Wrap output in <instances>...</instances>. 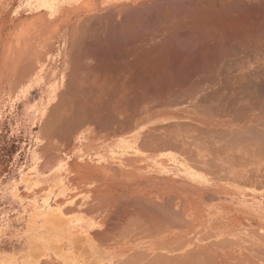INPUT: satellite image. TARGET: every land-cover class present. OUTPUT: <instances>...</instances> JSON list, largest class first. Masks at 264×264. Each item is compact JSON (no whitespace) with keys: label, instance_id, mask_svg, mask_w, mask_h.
<instances>
[{"label":"bare ground","instance_id":"bare-ground-1","mask_svg":"<svg viewBox=\"0 0 264 264\" xmlns=\"http://www.w3.org/2000/svg\"><path fill=\"white\" fill-rule=\"evenodd\" d=\"M14 1L0 0V50L5 51L7 56L28 49H66L75 53H71L72 57H76V54L79 55L81 52H83L81 55H84L85 51L90 53L88 52L89 49L86 48L88 45L85 42H92L90 38L93 36L96 38L97 34L100 37L101 35L105 37V33L108 32L105 30L109 29V24H114L113 26L116 24L118 27V24L123 23L125 29L122 30V28L121 30L125 31L123 33H125L126 37L127 35L129 36L121 44L122 47H120L119 41L126 37H122L118 42L115 41L119 43L118 47L121 49L116 48L117 50L111 52L105 48L104 51L109 52V55H106V51L104 52L105 55H101V53L98 55L100 50L96 46L99 47V45H96L95 42L96 46L93 45V49L96 48V51H99L94 54V57L86 58L88 55H85L86 59L84 57L80 59L77 56L76 58H79L77 60L83 62L81 64H77L76 59H73L74 64H71L72 61L70 60L71 62L65 65L66 68L69 66V84L67 83L66 89L60 94L58 102L53 105L50 112H48L49 105L36 106V122L41 124L37 141H40V139L43 141L45 138L52 140L54 138V141H61L63 147H65L64 152L61 154L52 156V153V155L48 154L49 156H45L48 158L46 159L48 166L53 169L48 170L45 174H40V176L45 177V180L48 181L55 179L49 195L56 191L53 194L62 196L70 194L74 196L72 199L82 197L94 200L93 197L100 196L111 199L113 202L110 203H115L118 205L117 209L121 210L122 215H118L122 216V218L123 214L130 212L124 211L128 207L129 209L130 206L134 207V211L138 207L136 210L144 218H138L140 223L137 222L134 226L139 223L138 228L140 227L141 229L139 228V230L141 231L143 226H146L147 230L148 227L155 226V229H157V226H163L157 231L164 233L165 230V239L171 237L168 231L172 232L174 228L179 229V231H189L196 226L197 228L198 226H208L212 227L214 231H218L217 233L219 234L222 232L220 229H223L221 228L222 224L224 225V222L220 219L221 215H231V213L238 212L248 215L247 217L252 216L257 209L255 201L264 197V11H260L259 15L257 14L259 16H257V21L252 16V21H248V18H246L248 15L244 11L243 14L239 13L240 17L242 16V21H239L237 26H233V28L237 27L236 30L229 25L233 32L237 33L239 31L238 36L234 33L233 36L236 37L232 38V34L226 32L229 37L231 36L232 40L228 37L229 46L223 45L224 49L221 45L222 42L224 44V38L226 37L213 39L215 36H210L209 33L211 32L208 34L212 38L209 36L203 37L208 29V31H212L210 26L213 27L206 20V16L210 10L212 11L214 5L210 6L211 9L209 10L210 7L205 6L207 4L206 0L198 1L200 3L204 1L202 3L205 4L203 5L205 11L209 10V12L206 11L197 16L196 13L191 14L192 10L189 13L185 12V15L181 11L180 14H183L181 18L177 17L178 12L173 9L172 4L168 3L166 5L163 3L165 4L163 12L157 9L158 2H170L172 0H109L108 2L103 0L99 5H94V1L89 2L88 0L90 6L86 3L82 4L84 0H19L27 11H36L38 13L44 10L47 17L41 13V15L37 14V21L28 22L27 20V23L26 21L22 22V26L17 24L16 28L23 27L17 38L24 34L23 23H25V28L30 29L31 32L26 28L27 33H31L29 35L36 34L34 43L33 40L31 43V39H33L32 36L35 34L30 37L24 34V37L28 38L24 40L28 43L24 41L25 43L22 44L23 48H19L20 42L17 38L16 42H14V38V41H11L16 44L18 42V47L17 45L9 44L8 39H12L15 36H12L14 29L12 28L13 30L6 32L8 27L3 18V12H6L8 5ZM221 1L219 0L220 3H224V1ZM227 1L230 2V0H226L225 3ZM208 2L209 4L211 3L210 1ZM152 3L158 4H155L158 10L157 18L153 22L147 20L148 23L146 22V25H143L145 21L140 14L145 12V9ZM199 5L202 7V4ZM162 6H159V9ZM232 6L235 7V5ZM230 7L227 8L230 9ZM244 10L247 11L246 8ZM174 11L177 12V16ZM200 11L202 10L200 9ZM225 11L226 15L228 9ZM221 12L223 13V8ZM231 12L229 10L228 13L230 14ZM219 15L220 17L218 18L220 19L225 16L221 17V14ZM73 19L74 21H72ZM34 22L39 24L37 29V24L35 25ZM226 22L224 20V22L218 24L224 25L223 23ZM32 27H35L36 30H33L34 28ZM225 27L223 28L225 29ZM63 28H65L64 31L62 30ZM18 29L17 31H20ZM103 29L105 33L101 32ZM224 29L222 33L220 32L221 34L226 31ZM117 30L121 31L120 29ZM176 30L177 32L179 30L193 31V35L200 30L204 34L201 36L203 37L202 39L200 37L196 38V35L193 37L191 34V36H187L191 37L190 40H193L194 43L196 41L197 44H200V49L199 47L198 49L199 51L202 50L201 54L199 53L200 57H197L199 60L202 59L201 57L203 56L201 55H205V49L207 47L210 48L211 44L220 45L221 43L219 50L221 48L223 50L215 56H207L208 53L206 52L205 56H207L208 60H203L205 58L202 60L208 61V63L206 62L208 65L204 68H202L203 66L195 68V65H192L194 64L193 56L191 58V54L187 52L188 50L186 52L181 50L184 45L181 44L182 46L179 47L175 42L169 43L170 37ZM48 31H52L51 37L64 38L63 41L59 40L60 45L58 48H54V43L47 39L50 36H48L49 33L46 34ZM100 32L103 34H100ZM229 32L232 31L230 30ZM199 34L202 35L201 33ZM100 37L98 36V38ZM184 37L185 39L187 38L186 36ZM5 38L8 40V43L5 44L7 47L4 45L2 47V41ZM221 38L224 40L222 41ZM116 39L118 40V38ZM168 40L169 42L167 43ZM181 40L183 39L179 41ZM101 41L99 40V42ZM185 42H187V39ZM192 43L187 42V45L190 44L191 46ZM234 43L236 46L233 45V47L232 44ZM105 44L103 45L104 47ZM187 45L185 43V48L189 47ZM107 48L109 47L107 46ZM216 49L218 48L216 47ZM75 51H79V53ZM213 51L215 50L213 49ZM197 58L196 60H198ZM87 59H90V61ZM195 63L197 64V62ZM153 88L156 89H154L155 93L149 92ZM49 92V97H55V89ZM108 110H111L112 116H109L111 121L108 118L105 119L110 114ZM47 113L49 114L47 115ZM105 121L109 122V125ZM38 151L39 156L36 157V164H39L43 159L45 160V157L40 156V151ZM73 162H86V164L80 166ZM66 167H68L67 170ZM43 193H45V189L43 192H36V194L40 195ZM73 204L75 206L69 207V211L77 212L79 210L85 211L86 209L88 210L87 212H92L96 207L93 208L94 205L92 207L91 205L84 206V202L75 203V200L70 202V205ZM57 209H61L59 204L51 211ZM109 209H112V206ZM130 214L125 216L126 220ZM114 215L118 216L116 213ZM125 217L123 219H105L102 225L108 222L106 229L108 227L113 229L117 225L124 226ZM133 217L135 218V214ZM133 217L132 220L131 218L128 220L130 222L133 221ZM257 218L255 221H257ZM240 220L242 221V219ZM243 223L245 224L244 221ZM254 225L256 226L255 222ZM118 228L121 229L120 227ZM231 229L232 227L230 226V232ZM102 231H106L105 228ZM135 231L138 232V229ZM253 231L252 229L249 232ZM207 232L204 236H207ZM125 233H128V230L123 232V236H125ZM211 234L213 235L210 231L209 235ZM212 235L208 237H214ZM104 236L103 239L105 238ZM107 237L104 240H108ZM153 237L155 236L153 235ZM193 238L191 239L193 240ZM99 239L101 240L102 236ZM191 239H188V241L192 242ZM100 240L98 241L100 242ZM124 240L121 239L122 242ZM225 240L224 237V241L223 239L220 241L225 242ZM231 241H234V239ZM262 241H264V238ZM186 242L187 240L184 243ZM236 242L240 244L239 240ZM118 243L121 242L119 241ZM156 243L159 244L158 242ZM216 243L213 245L217 246ZM225 243L227 244V242ZM225 243L221 247L225 246ZM250 246H253L252 243ZM196 247L198 246L196 245ZM209 247L210 245L208 249ZM159 248L161 247L159 246ZM159 248L157 247L156 250ZM167 248L169 247L166 246ZM199 248H197L198 252L202 251ZM205 251L202 252L204 253ZM52 252L54 256L59 258L60 254L57 251ZM49 254L50 251L47 252V256ZM98 255V251L87 248L70 249L67 259L70 258L72 260L76 257H86L85 259L93 257L95 259ZM212 255L214 254L210 253L209 258L207 257L208 261H212L215 258V256L212 258ZM174 256L177 257L179 254L171 257L174 258ZM187 257L191 260L190 256ZM194 257L199 259V256ZM255 257L258 256L255 255ZM225 258H221L223 259L222 261ZM258 258L261 257L259 256ZM205 260L207 259L205 258ZM216 260L215 258L211 264H216ZM159 261L162 264L167 259L164 261V258L161 257ZM193 261L194 259H192L190 264L198 263ZM152 262H143V264H152ZM184 262L186 263V260Z\"/></svg>","mask_w":264,"mask_h":264},{"label":"crops","instance_id":"crops-1","mask_svg":"<svg viewBox=\"0 0 264 264\" xmlns=\"http://www.w3.org/2000/svg\"><path fill=\"white\" fill-rule=\"evenodd\" d=\"M15 3L18 4V8L16 9L10 8L11 5L13 6V4ZM41 13L42 15H45L44 10H41L38 13L36 11H27L24 5H22V3L19 2V0H15L12 4L8 5L6 12H3V15H4L3 18L5 19L6 26L8 27V29H6V32L11 30L12 26L15 25V22H16L15 17L22 15V16L27 17L28 19H31L34 16L38 17V15H41ZM75 52L79 53V51H75ZM71 53L75 54L73 53V51H69L66 49H54V50L28 49V50H24L21 52L19 51L15 53L14 55L11 54L7 56L5 55L6 54L5 51L0 50V57H1L0 61L1 59H4L7 57L5 64H4V67L6 66L5 67L6 71L3 73L4 77L2 78V81H0L1 82L0 90L4 91L3 98H2L3 104L8 108L11 107L12 115L15 114V117L12 116V121L15 120L14 121L15 132L12 133V136L14 137L16 135V138L23 137L25 139L24 149L27 150L26 159L23 165L10 178L11 180H9L6 186H4V184L0 185V187L3 190V191H0V198H3V202L6 205L10 203L7 206H5V208L2 211H0V219L3 222V224L0 225V235H1L0 244L12 245L13 248L15 249L19 248L20 251L22 252L15 254L12 257L1 256L0 264H2V262H5V264H115V263L116 264L118 263L119 264H143V262L148 263V261L149 263L153 261L152 264H158L159 258L161 260V257L164 258V261L167 259V261L163 262L162 264H177V261L179 262L178 264H188V262L190 264L192 262V259H194L196 263L198 262L197 264H201V262L202 264L205 262H206L205 264H211L213 263V260H215V258L219 261L220 260L222 261L225 257H226L225 260L222 261L223 263L221 261L217 262V260L215 261V263L216 264H230V263L231 264H263L264 259L261 260V258L264 257V245H263L264 241H262L264 238V221H263L264 220L263 219L264 218L263 217L264 216V197L259 198L257 201H255L257 209L250 217H247L248 215H243V213L241 214L238 212L234 214L231 213V215L230 214L221 215L220 219L221 221L224 222V225L222 224L221 228L223 229H220L222 232L220 231L221 233L219 234L217 233L218 231H214L212 227L210 228L208 226H198V228L196 226L195 227L196 229L193 228V229H190L189 231L187 230L179 231V229L174 228L172 232L168 231V234L170 233L171 237H168L165 239L166 231L164 230V233L157 231L158 229H161L163 226L162 227L157 226L158 227L157 229H155L156 228L155 226H152V227H148V230H147L146 226L141 225L143 226V230L142 231L139 230L140 228V227L138 228L139 223H140L139 219L144 218V216L140 215L139 212L136 210L138 207H136L135 209L136 213H135L134 207L130 206V205L133 206L134 204L129 205L131 210L129 209V207L126 209L127 211L124 210L125 212L130 211L127 214H130L131 211L133 210L132 213L135 214V218L133 217L134 214L131 213L130 214L131 216L129 215V218H131V220H132V217L134 218L133 221L130 222V220H128L129 218H127L126 220L125 216L127 214H123L124 215L123 218L125 217L124 222L125 221L127 222V223L125 222L124 226L117 225L116 227L114 226L115 227L114 229V227L111 225L113 229L112 228L109 229V227L106 229V226H108V222L107 224L105 223L102 225L105 219H121L122 218V216L121 217L119 216L120 214L122 215L121 210L117 209L118 205H116L115 203L114 204L110 203V202H113L111 199H107L101 196L93 197L94 200H92V198L84 199L82 197H77L76 199H72L74 198V196L70 194H67V196L55 194L51 196L49 195L48 197L47 195H44V196L40 195L37 197V199H33V194H27L26 186H27L28 181H35V178L38 172H42V171L45 172L48 170L50 171L51 169H53L51 166L50 167L48 166V161L46 160L48 158L45 157L49 154L48 153L49 150H47L48 145L53 143V139L51 140L50 138L48 139L45 138L43 139V141H39L38 150L40 151V156L45 157V160L43 159V161H40L39 164H36L35 163L36 161L33 160V157L35 154L34 152H36L35 150L37 148L36 147V137L38 133L40 132V131L37 132L38 123L36 122V114H35L36 106H42V105L53 106L58 102L60 94L64 91V89H66L67 85L69 84L68 80H70L68 79L69 78L68 77L69 66H67L66 68L65 65H68L69 62H71L73 59H76L77 64L78 63L81 64L82 61L81 60L78 61L77 59L79 58L81 59L83 57L84 59H86V58H90L91 56L92 57L95 56V55H88L86 57L85 55L87 54L81 55L83 54V52H81V54L79 53V55L76 54V57L77 56L79 57V58H76V57H72ZM96 56L98 57V55ZM71 64H74V61H72ZM53 89L56 90V95L55 97L52 98V97H49V94H50L49 91H52ZM0 110H1V107H0ZM23 150H21L19 154ZM73 163H76V162H73ZM76 164L81 166L82 164H86V162H80ZM70 166H73V165H70ZM67 169L68 167H66V170ZM22 175L25 181L23 180ZM28 178L30 180H28ZM21 188L24 190L22 193L20 192ZM80 198L82 199L80 200ZM73 200H75V203H80L81 201L84 202L85 203L84 206L91 205L92 207V205H94L93 208L96 206L93 209L95 211L92 210V212L91 211L87 212L88 210L86 209L85 211L79 210L77 212L69 211L68 210L69 207L75 206V204L70 205V202H72ZM43 204L45 205L50 204L53 206L59 204L61 206V209L49 211L51 213H54V215H50L51 213L48 215V213H42L43 212L42 210L37 211V209H40L42 208V206H44ZM98 204L100 205L98 206ZM105 204L107 207L105 206ZM109 206L110 207L112 206V209H109L110 208ZM116 211L119 213H117ZM113 213L114 214L116 213V215L118 214L119 215L115 216ZM231 216H234V217H231ZM256 218H257V221H255ZM240 219H242V221ZM44 221L47 223L46 225L45 224L42 225ZM243 221L245 222V224L243 223ZM137 222H139L138 225L134 226V224L135 223L137 224ZM254 222L256 226L254 225ZM226 224H231V225H226ZM230 226L232 227L231 232L229 230ZM118 227H120L121 229H119ZM144 227H145V230H144ZM104 228L106 231H102ZM136 229H138V232L135 231ZM252 229L258 232H254V231L249 232ZM127 230H128V233H125L124 234L125 236H123V232ZM129 230H131V232H129ZM205 231L206 232L209 231L207 232L208 233L207 236H204L206 235ZM210 231L213 233V235L212 234L211 235L214 237H208V236H211L209 235ZM194 232L195 233L197 232V233L195 234ZM98 234L100 237L98 236ZM153 235L155 237H153ZM37 236H39L40 238L39 240L36 239ZM101 236H102L101 240L106 241V242H102L99 239L101 238ZM103 236L105 238L109 236L107 237L108 240H104L105 238L103 239ZM121 236L123 237L121 238ZM199 237L201 240L199 239ZM224 237L227 240V241L225 240V242H227V244L229 242L228 245L225 242H223ZM115 238H117L118 240ZM120 238L122 240L125 239L126 241L124 240L122 242ZM191 238H193V240ZM188 239L189 240L191 239L192 242L191 241L189 242ZM222 239L223 241H220ZM233 239L234 241H231ZM98 240H100V242ZM184 240L185 241L187 240L186 242L187 244L184 243L185 242ZM238 240L240 244L236 242ZM119 241L121 243H118ZM156 242H158L159 244H157ZM211 242H213L212 245H211ZM214 243H216V245L220 247L214 246L213 245ZM224 243H225V246L227 245L226 248H224L225 246L221 247V245ZM251 243L253 246H250ZM174 244L175 246L173 247ZM162 245L165 247H163ZM196 245L198 247H196ZM204 245L205 247L207 245L208 246L210 245L209 249H208V246L206 248L203 247ZM135 246L140 249L137 248L138 250L137 251ZM156 246L158 248L160 246L163 249L159 248L156 250L157 248ZM166 246H168L169 248L166 249ZM37 248H44V249L48 248L50 251L49 256H37V253H36ZM78 248H82V249L87 248L89 250H96L98 251L99 255L95 259L93 257L89 259H85L86 257H76L75 259H72V260L70 258L67 259L68 251L70 249H78ZM170 248L171 250H169ZM197 248L202 249V251L204 250L206 251L204 253L202 251H199V252H202V253H199ZM257 250L259 251L258 253H257ZM52 251H59L60 253L59 258L54 256ZM210 253L214 254L212 255V258H214L213 256H215V258L212 259V261L211 260L208 261ZM175 254L176 255L179 254L180 257L179 256H177L178 258L176 256H174V258L171 257ZM185 254L187 256H190L191 260ZM255 255L258 257L260 256L261 258L255 257ZM194 256H199L200 260L197 259L198 257L196 258ZM248 256L252 258L250 259V257ZM185 257L186 259H184ZM151 258H155V259H151ZM205 258L207 260H205ZM203 259L205 260V262H203L204 261ZM116 260L118 263L116 262ZM171 260L172 262L173 261L174 262L173 263L170 262ZM185 260H186V263L184 262ZM159 264H161L160 261H159Z\"/></svg>","mask_w":264,"mask_h":264},{"label":"rangeland","instance_id":"rangeland-1","mask_svg":"<svg viewBox=\"0 0 264 264\" xmlns=\"http://www.w3.org/2000/svg\"><path fill=\"white\" fill-rule=\"evenodd\" d=\"M86 1V2H85ZM94 1V2H93ZM109 0H104V2H108ZM200 1V0H199ZM198 0H172V1H166V2H158V4L157 3H152V5L149 7L148 6V8H149V10H148V8H146L144 11L145 12H143V13H141L140 15H141V17H143V20L145 21V24H143V25H146V22H147V20L148 21H150L151 20V22H153V20H155L157 17V14H158V10H164L163 9V7L165 6V4L167 5L168 3L169 4H172L171 6H173L174 8L173 9H176V11L178 12V16H177V12H175V15L177 16V17H179V18H181L182 16H183V14L185 15L186 13L185 12H190L191 10V14H195L196 13V15L197 16H200V14L201 13H204V12H209V10L211 9V7H212V11L210 10V12L209 13H207V16H206V20L207 21H209V23L211 24V25H213V27L212 26H210V28L212 29V31L210 30V31H206L204 34H202V32H200V30L198 31L199 33H201L202 35H200L198 32V34L196 33V31H195V33L196 34H194V35H196V38H203V37H206V36H209V34H210V36H215V37H213V39L214 38H218L219 37V39H220V37H226V38H224L225 39V41H224V44H223V42H222V45H221V43H220V45L221 46H229L228 45V37H229V33L230 34H232V38H234V37H236V36H238L237 34H238V32L236 33V32H233V30L232 29H235L236 30V28L237 27H234L233 28V26L235 25V26H237L238 24H239V21H242V16L240 17V15H239V13L240 14H243L244 12L249 16V17H253V18H255V21H257V16L259 15V13H260V11H264V0H247V2H246V0H242V2H240L241 0H236V1H238V2H240V3H238V2H236L235 0H233V1H231L230 0V2L229 1H227V3H228V5H227V3H225L226 2V0H220L221 2H223L224 1V3H220L219 2V0H213V1H211V0H204L207 4L205 5V4H203L202 2H204V1H202L201 3L199 2ZM208 1H210L211 3L209 4V2ZM245 1V2H244ZM259 1H261V2H259ZM263 1V2H262ZM89 2H93V4L94 5H99V3L100 2H103V0L101 1V0H92V1H90L89 0ZM89 2H88V0H84V2L82 3V4H84V3H86V4H89ZM177 4H175V3ZM180 2H181V4H180ZM191 2H192V4H191ZM249 2V3H248ZM98 3V4H97ZM163 3H165V4H163ZM183 3V4H182ZM214 3V4H213ZM232 3V4H231ZM234 3H236V4H234ZM260 3V4H259ZM262 3H263V5H262ZM92 4V3H91ZM92 4V6H94ZM155 4H157L158 6V8L156 7V5ZM161 4V5H160ZM199 4H202V7L199 5ZM223 4V5H222ZM225 4H226V6H225ZM229 4H230V6H229ZM163 5V6H162ZM176 5V6H175ZM183 5V6H182ZM186 5V6H185ZM203 5H205V6H207V7H210L209 8V10H206L205 11V7L203 6ZM209 5V6H208ZM216 5H217V7H216ZM220 5V6H219ZM232 5H235V7L234 6H232ZM253 5V6H252ZM89 6H90V4H89ZM91 6V7H92ZM159 6L161 7L162 6V8H160L159 9ZM222 6H224V7H222ZM179 7V8H178ZM184 7V8H183ZM187 7V8H186ZM189 7V8H188ZM227 7H230V9L229 8H227ZM233 7V8H232ZM250 7V8H249ZM263 7V8H262ZM10 8H12V9H16V8H18V4L17 3H15V4H13V6L11 5V7ZM158 10H157V9ZM191 8V9H190ZM223 8V13L221 12V9ZM239 8H240V10H239ZM246 8V10L247 11H245L244 9ZM257 8V9H256ZM152 9V10H151ZM154 9H156V10H154ZM180 11H179V10ZM185 9V10H184ZM189 9V10H188ZM200 9L202 10V11H200ZM227 10L228 9V11H227V14L225 15V13H226V11L225 10ZM196 10V11H195ZM219 10V11H218ZM229 10H230V14L228 13L229 12ZM254 10V11H253ZM150 11V12H149ZM156 11V12H155ZM181 11H183L182 13L183 14H180V12ZM195 11V12H194ZM244 11V12H243ZM249 11V12H248ZM256 11V12H255ZM258 11V12H257ZM163 12V11H162ZM212 12V13H211ZM214 12V13H213ZM218 12V13H217ZM220 12V13H219ZM254 12V13H253ZM140 13V12H139ZM149 13V14H148ZM153 13V14H152ZM249 13V14H248ZM181 16H180V15ZM219 14H221V17L223 16V15H225L226 16V18H225V16H224V18H218V17H220V15ZM252 14V15H251ZM256 14V15H255ZM258 14V15H257ZM151 15V16H150ZM254 15V16H253ZM152 16H154V17H152ZM246 17V18H248V21L249 20H251L252 21V17H251V19H249V17ZM256 16V17H255ZM259 17V16H258ZM16 18V22H15V25H13L14 27H12L13 29H14V33H13V35L12 36H14V37H12V39H8L9 40V44H11V45H13V46H15V45H17L18 44V42H17V44L16 43H14V42H16V38H17V36H19L20 34H19V32H21L22 30H21V28H23V27H21V28H16V26H17V24H19V25H21L22 26V22H25L26 21V23H27V20L28 21H31V22H33V20H35V21H37L36 20V18H38V17H33V19L31 18L30 20L27 18L26 19V17L25 16H18V17H15ZM146 18V19H145ZM216 18V19H215ZM240 18V19H239ZM21 20V21H20ZM218 20H220V21H218ZM224 20L225 21H227L226 23H229V24H227L226 25V23H223L224 25H221V24H218V23H222V22H224ZM238 20V21H237ZM72 21H74V19L72 20ZM229 21H231V22H229ZM235 21V23H233V22ZM237 21V22H236ZM250 21V22H251ZM20 22V23H19ZM55 22V21H54ZM150 22V23H151ZM217 22V23H216ZM253 22H254V20H253ZM252 22V23H253ZM148 23V22H147ZM232 23V24H231ZM34 24L36 25L37 24V27H36V29L38 28V23L36 22H34ZM215 24H217V25H215ZM112 24H109V29H107V30H105V31H108V32H106L105 33V31H104V29H103V31H101V32H104L105 33V37H102V35H101V37H100V35L99 34H97V39L94 37H91L90 38V40L92 41V42H88V40H87V42L88 43H86L85 42V44L86 45H88V46H86V48H88L87 50H88V52H90V53H87V51H85V47H84V51L86 52H84L85 54H87V55H94V54H97V52H98V55H100V53H101V55H105V51L106 50H108L109 49V51H111V52H113V51H115V50H117V49H121L120 47H122V43H124V40H126L129 36L127 35V37L125 36V33H123V32H125V31H122V30H124L125 28L123 27L124 26V24L123 23H121V24H118V27L116 26V24H115V26H111ZM229 25H231L232 26V29H230L231 28V26H229ZM23 26H24V34H25V36L27 35V37L29 36H32L33 34H35V33H33V30H36L35 29V27H32V28H34L33 30H32V35H29V34H31L30 32V29H28L27 27V29H28V31H30L29 32V34L27 33L28 31L26 30V28H25V23H23ZM26 26H27V24H26ZM215 26V27H214ZM216 26H218V27H216ZM221 28H220V27ZM225 26H227V27H225ZM19 27V26H18ZM115 27V28H114ZM117 27V28H116ZM223 27H225V29L223 28ZM229 27V28H228ZM112 28V30H110ZM123 28V29H122ZM12 29V30H13ZM17 29L18 30H20V31H17ZM40 29H41V27H40ZM117 29H122L121 31H118ZM215 29H217V30H215ZM219 29H221V31H219ZM224 29V31L225 32H223V34H221L222 33V30ZM228 29H230L232 32H229L230 30H228ZM63 31L65 30V28H63L62 29ZM228 30V31H227ZM17 31V32H16ZM214 31H215V33H214ZM218 31V32H217ZM26 32V33H25ZM35 32V31H34ZM100 32V34H103V33H101ZM118 32V33H117ZM180 34H179V33ZM177 32V30L176 31H174V35L172 34V36L170 37L171 38V40H170V42H169V40L167 41V43L169 42V43H172V42H175L179 47H181L182 45H184V46H182L183 48H184V50H183V48H181V50L182 51H187L189 54H191L190 56H191V58H192V56H193V59H194V64H192V65H195V68H197V67H200L201 68V66H203L202 68H204L206 65H208L207 63H208V61H203V60H208L207 59V56H215V55H217L218 53H221L222 52V50H223V48H224V46H223V48H221L220 50H219V46L220 45H215V44H211L210 45V48L209 47H207L206 49H205V55L207 54V56H205V55H201V56H203V57H201L202 59L203 58H205V59H201V60H199L198 58L200 57V55H199V53L201 54V50L199 51V49H200V44H197L196 43V41H195V43L193 42V40H190V38L191 37H187V36H191L192 35V37L194 36L193 35V31H186V30H183V31H178ZM182 32H183V34H186V35H183L182 34ZM186 32V33H185ZM209 32H211V33H209ZM221 32V33H220ZM228 34H227V33ZM16 33H17V35H16ZM37 33V32H36ZM49 33V34H48ZM99 33V32H98ZM117 33V34H116ZM124 35H123V34ZM209 33V34H208ZM214 33V34H213ZM226 33V34H225ZM235 33V35L236 36H233V34ZM19 34V35H18ZM23 34V33H22ZM24 34L23 35H21L19 38H17V40L20 42L19 43V48H23L22 46V44H24L26 41L25 40H27L26 39V37H24ZM46 34H48V36H49V38H47L50 42L52 41L53 43H54V48H58L59 47V45H60V41L59 40H61V41H63V37H51L52 35V31H48ZM109 34V35H108ZM118 34H120V35H118ZM175 34H176V36H175ZM191 34V35H190ZM208 34V35H207ZM225 34V35H224ZM96 35V34H95ZM108 35V37H106ZM204 35V36H203ZM228 35V36H227ZM23 36V37H22ZM36 36V34L34 35V36H32V38L33 39H31V43H32V40H33V43H34V37ZM47 36V35H46ZM98 36L100 37V38H98ZM104 36V35H103ZM110 36V37H109ZM112 36H113V38H112ZM121 36V37H120ZM173 36H175V37H173ZM180 36V37H179ZM184 36H186L187 38V42L189 43L190 42V44L192 43V45L190 46V44L189 45H187V42H185L186 41V39H185V37ZM201 36H203V37H201ZM209 36V37H210ZM115 37V38H114ZM122 37H126L125 39H121ZM212 37H210V38H212ZM231 37V36H230ZM229 37V38H230ZM13 38L15 39V41L13 40ZM21 38V39H20ZM103 38H105L104 40H103ZM116 38H118V40L116 39ZM169 38V39H170ZM173 38V39H172ZM175 38V39H174ZM232 38H230L231 40H232ZM20 39V40H19ZM25 39V40H24ZM94 39V40H93ZM96 39V40H95ZM121 39V40H120ZM178 41H177V40ZM180 39H185L184 41L183 40H181V41H179ZM223 38H221V40L223 41L224 40ZM8 40L7 39H4L3 41H2V47H3V45L4 46H6L5 44L6 43H8ZM11 40H13L14 42H12ZM99 40L102 42H99ZM105 40H107V41H105ZM111 40V41H110ZM120 40V41H119ZM190 40V41H189ZM227 40V41H226ZM6 41V42H5ZM23 41V42H22ZM25 41V42H24ZM106 42V44H105V42ZM115 41H119L120 42V47H118L119 45V43H116ZM183 41V42H182ZM51 42V43H52ZM95 42H96V45H99V47L98 46H96L95 45ZM98 42V43H97ZM109 42H111V43H109ZM180 44H178V43ZM180 42H182V43H180ZM26 43H28V42H26ZM101 43V44H100ZM105 44V47L103 46L104 44ZM107 43H109V44H107ZM185 43H186V45L187 46H189L188 48L186 47L185 48ZM227 43V44H226ZM116 44V45H115ZM182 44V45H181ZM193 44H194V46H193ZM93 45L94 46H96V48H98L99 50H97L96 51V48L95 49H93L94 47H93ZM199 45V46H198ZM236 46L235 45V43L234 44H232V46ZM90 46H92V47H90ZM107 46L109 47V48H107ZM220 46V47H221ZM233 46V47H234ZM1 47V48H2ZM7 47V46H6ZM17 47H18V45H17ZM115 47V48H114ZM196 47V48H195ZM198 47H199V49H198ZM216 47L218 48V49H216ZM93 49L92 51H91V49ZM106 48V50L104 51V49ZM110 48H111V50H110ZM117 48V49H116ZM212 51H211V50ZM213 49L216 51H213ZM225 49V48H224ZM194 50V51H193ZM219 50V51H218ZM93 51H95V52H93ZM191 51V52H190ZM107 52V51H106ZM196 52H197V55H196ZM207 52V53H206ZM213 52V53H212ZM92 53V54H91ZM115 53V52H114ZM192 53H193V55H192ZM110 53L109 52H107V54L106 55H109ZM86 55V56H87ZM195 55H196V57H195ZM199 56V57H198ZM205 56V57H204ZM198 57V58H197ZM196 58L199 60H196ZM6 59L7 58H4V59H1V63H0V81H2V78L4 77V75H3V73L6 71V69H5V67H4V64H5V61H6ZM101 59V58H100ZM193 59H192V63H193ZM88 60V59H87ZM87 60H85V61H87ZM88 61H90V59L88 60ZM195 62H197V64L195 63ZM207 62V63H206ZM210 62V61H209ZM198 63H199V65H198ZM202 63H203V65H202ZM205 64V65H204ZM84 71V70H83ZM85 72H87V70H85ZM0 85H1V82H0ZM154 89L155 88H153V90H149V92H154ZM156 90V89H155ZM3 92L4 91H2V90H0V107H1V112H0V185H2V184H4V186H6V184L9 182V180H11L10 178L16 173V171L23 165V163L25 162V159H26V152H27V150L26 149H24V143H25V139L23 138V137H17L16 138V135L13 137L12 136V133H14L15 132V130H14V121L15 120H13L12 121V116L13 117H15V114H13L12 115V108L11 107H6L4 104H3ZM155 93V92H154ZM52 107L53 106H50V108H49V110H48V112H50V110L52 109ZM111 108V107H110ZM109 111V110H108ZM107 111V112H108ZM111 112V110L109 111V113ZM49 113H47V115H48ZM108 114V113H107ZM109 116H112V114L110 113V114H108V117H106L105 119H107L108 118V120L110 119L109 118ZM107 120V121H108ZM109 121H111V120H109ZM106 122V121H105ZM111 123V122H110ZM106 124H108L109 125V122H106ZM41 124L40 123H38L37 124V132L38 131H40V126ZM50 135V134H49ZM51 136V135H50ZM38 137H39V133H38V135H37V137H36V147H37V145L39 144L38 142L39 141H37L38 140ZM46 139H48V138H46ZM54 139V138H53ZM40 141H41V139H40ZM59 143V144H58ZM56 144H58V145H56ZM55 146H56V148H55ZM38 148V147H37ZM37 148H36V152H34L35 154H34V157H33V160L34 161H36V157L37 156H39V153H37ZM65 147H63V143L61 142V141H54L53 140V144L52 145H48V149L47 150H49L48 151V153L49 154H51L52 155V153H53V155L52 156H54V155H58V154H61L62 152H64V149ZM24 149V150H23ZM59 149V150H58ZM21 150H23L20 154H19V152L21 151ZM44 151V150H43ZM39 152V151H38ZM50 155V156H51ZM36 163V162H35ZM50 167V166H49ZM47 171H42V172H38L37 173V175H36V178H35V181H28V180H30L29 178H28V180H26V181H28L27 182V186H26V192H27V194H33V199H37V197L38 196H40V194H36V192H40V191H42L43 192V190L45 189V193H43V194H41L42 196H44V195H47V197L49 196V191L52 189V187H53V183H54V181H55V179H53V180H51V181H48V180H45V177H43V176H40V174H45ZM23 174V173H22ZM22 178H23V175H22ZM23 180H24V178H23ZM25 181V180H24ZM45 185H47V186H45ZM1 188V187H0ZM0 191H3L2 190V188L0 189ZM24 190L21 188L20 189V192L22 193ZM54 192H56V191H53L52 192V194L51 195H55V194H53ZM18 194V193H17ZM16 194V195H17ZM50 195V196H51ZM8 204H10V203H8ZM7 204V205H8ZM4 202H3V198H0V211H2L4 208H5V206H7ZM44 206H42V208H40V209H37V211H39V210H42L43 212L42 213H48V215L51 213V212H49V211H51L54 207H56V205H48V204H43ZM45 211V212H44ZM50 215H54V213H51ZM44 219H46V218H44ZM3 224V222H2V220L0 219V225H2ZM46 225L47 223L44 221L43 223H42V225ZM1 236V235H0ZM37 240H39L40 238H39V236H37V238H36ZM49 251V249L48 248H37L36 249V253H37V256H47V252ZM20 252H22V251H20V249L18 248V249H15V248H13V246L12 245H6V244H0V257L1 256H5V257H12V256H14L15 254H18V253H20ZM57 253L58 254H60L59 253V251H57ZM2 264H5V262H2Z\"/></svg>","mask_w":264,"mask_h":264}]
</instances>
